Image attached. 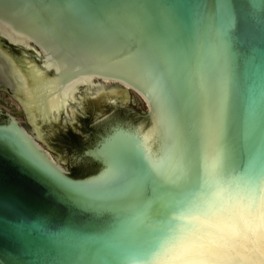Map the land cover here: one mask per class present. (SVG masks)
I'll use <instances>...</instances> for the list:
<instances>
[{"label":"water","instance_id":"1","mask_svg":"<svg viewBox=\"0 0 264 264\" xmlns=\"http://www.w3.org/2000/svg\"><path fill=\"white\" fill-rule=\"evenodd\" d=\"M0 88L68 165L0 108V264H264L259 218L166 255L264 200V0H0Z\"/></svg>","mask_w":264,"mask_h":264},{"label":"snow or ice","instance_id":"2","mask_svg":"<svg viewBox=\"0 0 264 264\" xmlns=\"http://www.w3.org/2000/svg\"><path fill=\"white\" fill-rule=\"evenodd\" d=\"M221 60L224 59V49L223 46H220L217 50ZM226 67V62H225ZM225 95L224 100L227 103L228 100V89H229V80L226 76L225 78ZM203 135L211 142L212 133L208 130H205ZM188 136V131L186 128H181L180 126L176 127V138L178 143L183 144L186 137ZM156 180L153 172L151 170H146L141 172L139 175H136L132 178L130 182L131 189H142L146 185L153 184ZM207 216L206 220L201 221V231L198 235H193L188 239L184 244H181L174 248L172 251L167 253V256L170 257H179L186 255L189 252L195 253L197 251H211L216 252L217 254H225L223 250L218 248H212L209 246L207 241L210 237L218 236L225 239L228 243L235 244L239 239H246L245 233L243 231L244 226H249L253 234L258 235L259 227L255 223L257 218L262 222L260 226L264 227V200L261 201L258 212L253 213L252 211L234 205L231 208L227 207H218L215 210L210 209L205 213ZM229 226H235V229L238 231L229 228ZM220 227H224L226 230L232 231L234 239H229L227 235L220 231ZM264 247V245H262ZM189 264H208L206 261H191Z\"/></svg>","mask_w":264,"mask_h":264},{"label":"rangeland","instance_id":"3","mask_svg":"<svg viewBox=\"0 0 264 264\" xmlns=\"http://www.w3.org/2000/svg\"><path fill=\"white\" fill-rule=\"evenodd\" d=\"M0 108H2L5 112L13 114L17 117V121L23 125H28V120L23 113L24 111L20 107L18 101L12 98V96L5 90L0 88ZM29 129V128H27ZM41 143H44L43 146L56 158V160L62 164V166L68 170V165L66 161V157H60V152H54L53 146L47 141L46 135L42 134Z\"/></svg>","mask_w":264,"mask_h":264},{"label":"bare ground","instance_id":"4","mask_svg":"<svg viewBox=\"0 0 264 264\" xmlns=\"http://www.w3.org/2000/svg\"><path fill=\"white\" fill-rule=\"evenodd\" d=\"M13 86V90H14V94H15V96H16V98H18V97H20L19 96V93H18V91H17V88H16V86L13 84L12 85ZM17 101V100H16ZM19 103V102H18ZM20 104V107L22 108V110L24 111L23 113H25V115H26V117H27V120H28V124L30 125V127H29V129H25L24 127V132L25 133H30V139H36L37 140V144L39 145V146H41L42 148H44L45 150H46V152H47V156H53L44 146H43V144L44 143H41L40 141L42 140V134L41 133H37V132H34V130H33V128H32V125H31V123H30V120H29V118H28V115H27V113H26V110H25V108H24V106H23V103L21 104V103H19ZM54 157V156H53ZM54 161L62 168V169H65L63 166H62V164H60L57 160H56V158L54 157Z\"/></svg>","mask_w":264,"mask_h":264},{"label":"flooded vegetation","instance_id":"5","mask_svg":"<svg viewBox=\"0 0 264 264\" xmlns=\"http://www.w3.org/2000/svg\"><path fill=\"white\" fill-rule=\"evenodd\" d=\"M11 84L13 85L12 79H11Z\"/></svg>","mask_w":264,"mask_h":264}]
</instances>
